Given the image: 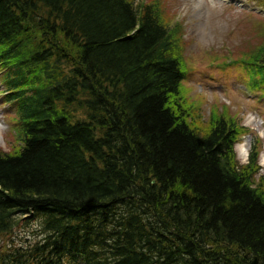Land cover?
I'll list each match as a JSON object with an SVG mask.
<instances>
[{
  "label": "trees",
  "instance_id": "obj_1",
  "mask_svg": "<svg viewBox=\"0 0 264 264\" xmlns=\"http://www.w3.org/2000/svg\"><path fill=\"white\" fill-rule=\"evenodd\" d=\"M170 16L158 0H0L21 141L0 148V237L41 235L0 264H264L261 145L241 164L242 122L203 121ZM246 62L264 93V48Z\"/></svg>",
  "mask_w": 264,
  "mask_h": 264
},
{
  "label": "rangeland",
  "instance_id": "obj_2",
  "mask_svg": "<svg viewBox=\"0 0 264 264\" xmlns=\"http://www.w3.org/2000/svg\"><path fill=\"white\" fill-rule=\"evenodd\" d=\"M147 2L150 0H135ZM171 13L168 25L180 28L181 53L188 64L184 86L188 96L200 104L203 121L211 110L228 109L247 128L237 145V159L248 161L254 143H260L258 177L264 175V93L251 85L255 78L248 67L240 63L264 48V0H158ZM211 29L208 38L202 30ZM0 69V148L9 153L21 146L16 105L8 102ZM12 235L0 237L2 248L11 244L33 243L39 240L40 226L33 222L20 224ZM24 227V228H23Z\"/></svg>",
  "mask_w": 264,
  "mask_h": 264
},
{
  "label": "clouds",
  "instance_id": "obj_3",
  "mask_svg": "<svg viewBox=\"0 0 264 264\" xmlns=\"http://www.w3.org/2000/svg\"><path fill=\"white\" fill-rule=\"evenodd\" d=\"M210 32H211V29H209V30H202V35H203L205 38H208L209 35H210Z\"/></svg>",
  "mask_w": 264,
  "mask_h": 264
},
{
  "label": "water",
  "instance_id": "obj_4",
  "mask_svg": "<svg viewBox=\"0 0 264 264\" xmlns=\"http://www.w3.org/2000/svg\"><path fill=\"white\" fill-rule=\"evenodd\" d=\"M257 258L254 259L253 264H257Z\"/></svg>",
  "mask_w": 264,
  "mask_h": 264
},
{
  "label": "bare ground",
  "instance_id": "obj_5",
  "mask_svg": "<svg viewBox=\"0 0 264 264\" xmlns=\"http://www.w3.org/2000/svg\"><path fill=\"white\" fill-rule=\"evenodd\" d=\"M0 128H1V125H0Z\"/></svg>",
  "mask_w": 264,
  "mask_h": 264
}]
</instances>
